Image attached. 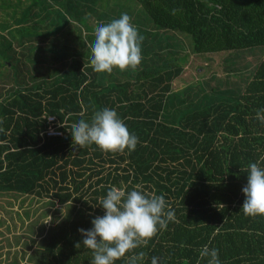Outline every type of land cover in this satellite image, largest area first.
I'll use <instances>...</instances> for the list:
<instances>
[{"label":"trees","instance_id":"16d2710c","mask_svg":"<svg viewBox=\"0 0 264 264\" xmlns=\"http://www.w3.org/2000/svg\"><path fill=\"white\" fill-rule=\"evenodd\" d=\"M29 1L20 11L22 0H0V189L68 207L31 264H90L91 250L75 247L79 229L104 214L99 200L111 187L136 185L163 195L175 212L166 230L134 250L146 253L139 264L153 256L159 264H207L205 245L219 250L221 264H264V217L240 210L241 168L264 156L256 119L264 109V0H54V8ZM37 13L47 21L38 31L30 28ZM123 13L143 37L142 61L135 71L96 73L94 29ZM255 48L263 54L251 63ZM223 52L224 76L173 89L192 54ZM105 107L138 137L135 151L74 149L71 125ZM48 115L63 123V136L42 135Z\"/></svg>","mask_w":264,"mask_h":264},{"label":"clouds","instance_id":"9594fccd","mask_svg":"<svg viewBox=\"0 0 264 264\" xmlns=\"http://www.w3.org/2000/svg\"><path fill=\"white\" fill-rule=\"evenodd\" d=\"M175 12L173 9L172 14ZM142 41L131 17L123 13L118 19L95 27L94 41L89 45L90 65L96 73L111 74L114 69L135 71L142 61ZM256 119L264 124V109L257 111ZM70 133L74 149L94 144L105 154H124L126 150L130 153L139 142L118 113L107 107L95 111L90 121L80 119L73 123ZM260 162H264V156L241 168L247 172V183L242 188L245 199L240 210L252 218L264 217V168ZM99 206L104 214L92 219V228L79 229L82 244L75 245L77 249L83 246L91 250L90 264H115L122 258H126V264H139L146 253L134 250L146 247L158 231L166 230L169 222L175 221V212L165 197L144 192L140 185L127 192L111 187L106 196L100 198ZM127 253L133 254L126 257ZM199 255L200 260L207 259V264H221L216 248L205 245ZM151 264H159V258L153 256Z\"/></svg>","mask_w":264,"mask_h":264},{"label":"rangeland","instance_id":"374dc122","mask_svg":"<svg viewBox=\"0 0 264 264\" xmlns=\"http://www.w3.org/2000/svg\"><path fill=\"white\" fill-rule=\"evenodd\" d=\"M71 1L75 2V0ZM22 2V5L18 6V8L21 7L18 9L20 11L30 1L22 0ZM50 3L53 4V8L54 6L60 7L58 2L54 0H50ZM33 10L37 11L38 7H34ZM94 15L90 14L89 18L92 22L96 23L97 16ZM42 17L43 13L36 14L34 22L30 23L32 30L35 29L38 31L42 24L47 23V21L41 19ZM81 28L84 30L83 25ZM31 29L29 32H32ZM185 43L186 45L188 44L186 39ZM254 50L257 53L249 54L247 59L251 63H256L259 56L263 54V50L260 48H255ZM225 56V52L209 54L207 56H196L192 54L188 66L174 80L173 89L181 90L182 87H187L188 84L197 85L199 80L205 81L209 79L212 73L218 76H224L226 74ZM198 66H204L205 68L200 69ZM210 82L213 85L215 84L213 80ZM67 209L66 204H51L48 199H39L0 189V264H31L34 260L32 261L30 259V253L38 247V244L44 239L43 236L47 235L51 230L50 228L56 225L65 215Z\"/></svg>","mask_w":264,"mask_h":264},{"label":"built area","instance_id":"2783aa9c","mask_svg":"<svg viewBox=\"0 0 264 264\" xmlns=\"http://www.w3.org/2000/svg\"><path fill=\"white\" fill-rule=\"evenodd\" d=\"M48 126L42 131L43 136L53 137V136H63L64 132L61 128L63 123L54 115H48L46 117Z\"/></svg>","mask_w":264,"mask_h":264}]
</instances>
